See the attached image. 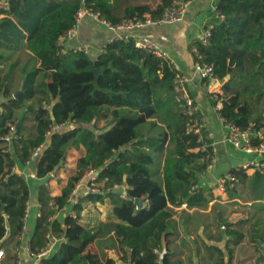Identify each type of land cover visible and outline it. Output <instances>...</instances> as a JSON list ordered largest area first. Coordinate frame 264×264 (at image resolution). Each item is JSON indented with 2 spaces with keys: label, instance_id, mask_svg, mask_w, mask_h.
<instances>
[{
  "label": "trees",
  "instance_id": "1",
  "mask_svg": "<svg viewBox=\"0 0 264 264\" xmlns=\"http://www.w3.org/2000/svg\"><path fill=\"white\" fill-rule=\"evenodd\" d=\"M123 1L128 0H0V250L7 255L0 264H17L11 253L20 247L31 199L25 178L11 170L25 165L32 151L44 144L35 163L37 177L47 182L52 174L60 175L70 151L84 149L85 155L77 160L76 172L60 196H52L47 184L40 187L41 215L30 250L35 256L45 250L48 234L64 240L40 264H183L172 248L177 234L169 222L172 207L195 209L196 221L209 198L207 185L201 183L205 154L199 150L202 142L193 126L198 115H188L177 70L132 40H112L95 61L92 55L59 53L60 38L73 28L83 8L119 24L125 18L159 19L174 3L188 0H161L156 7L130 4L120 16L115 8ZM216 11L224 18L211 29L207 44L195 43L202 61L213 65L215 78L224 82L223 95L213 105L222 102L219 114L228 124L264 125V0H218ZM101 121L106 123L103 129L98 126ZM69 123L72 128L47 139L53 125ZM13 125L15 138L7 143L2 137ZM89 170L98 173L96 183L103 188L73 205L76 217H56L69 207L70 197ZM232 173L237 182L227 188L229 199L264 202V174L248 176L237 169ZM197 184L202 188L192 192ZM115 185L127 188L126 199L121 190H113ZM107 202L110 229L121 252L118 260L90 251L104 229L84 216L85 205ZM184 217L188 234L198 235L201 223L190 224L187 211ZM215 220V234L208 232L211 224L203 222L204 237L217 243L228 238L226 249L232 258L230 247L245 239L238 227L248 221L231 223L221 212ZM188 224L194 226L193 233ZM198 239L215 256L214 264H227L224 249ZM249 242H264L262 222L254 225ZM257 264H264V255Z\"/></svg>",
  "mask_w": 264,
  "mask_h": 264
},
{
  "label": "crops",
  "instance_id": "2",
  "mask_svg": "<svg viewBox=\"0 0 264 264\" xmlns=\"http://www.w3.org/2000/svg\"><path fill=\"white\" fill-rule=\"evenodd\" d=\"M217 2L218 0H197L193 2L188 9L186 18L183 22L163 27H148L139 32L140 35L159 43L170 52L171 59L173 63H175V65L179 68L181 74L189 78L190 93L199 106L200 113L202 114L203 118L206 119L210 130H212L215 134L213 143L215 144V148L217 150L216 164L214 169L203 178V184L204 182H207L206 195L209 198V204L207 208L199 209L203 216L211 215L212 217H216V215L221 212L218 211L216 214L214 211L215 208H219V210L227 209L224 205L232 202V200L229 199L228 193L223 192L220 188V179L226 174L232 172L234 169H239V167L244 162L253 158L250 155L237 150L231 143L226 141V129L221 123V116L219 114V110L222 108V102L219 101L217 105H213V100L218 98V96L223 95V83L216 80L203 81L194 72V64L196 60L193 50L196 47L195 43L197 41H202L204 32L217 25L221 18L219 12L216 11ZM123 14L124 12L120 16H123ZM119 35H121V32L109 31L105 26L87 18L81 23L77 37L71 40L69 45L75 47L79 44L88 43L92 47L93 56H98L103 52L106 45L112 40L116 39ZM66 127L67 129H70L73 127V125L69 123L64 128ZM80 152L82 154L77 158V160L85 155L84 149L80 150ZM15 170V173L24 177L29 184L31 199L27 207L28 214L27 217H25V229L19 238L20 247H18L16 251L12 252L11 254L17 257V264H40V261L43 257L38 259L37 256H33L31 254L30 250V242L34 232L35 223L41 215V204L39 202L40 187L43 184H47L51 189L52 196L56 197L62 194V190L67 182L61 173L58 177L48 182L46 179H39L37 177L36 163H32L30 165L19 164L15 167ZM254 173L255 172L253 171L247 172L248 176H252ZM61 178H63V180H61ZM83 197L84 196H82V198ZM77 198H79V196H77ZM73 205L74 203H70L69 207L56 217L64 218L67 215H71L74 212ZM246 205L248 207L260 205L262 207L260 208L262 210V212H260L261 216H264V202L246 203ZM172 208V222L169 221L171 227L174 228V231H177V229L181 231L182 229V231L187 232L183 213L187 211L192 217L195 213V209H188L187 205H183L179 208ZM251 209L252 208H247L248 215L245 219L235 218V215H233L234 218H230L228 221L231 223L248 221L250 219L249 214H252L250 213ZM56 217H51L50 220H54ZM228 217L230 216L225 218L227 219ZM181 218H183L182 223ZM192 222H195L193 217L189 223L193 224ZM174 223H177V225H174ZM248 223L249 222L241 227H238L239 230L245 234V239L241 241L240 244L230 247V249L233 250L232 258L229 257L228 251L226 249V240L228 238H226L222 243L207 240L204 237V226L203 222H201V228L199 229L198 235H189L187 232V240L184 242L187 247L184 244L177 242L179 243L180 250H177L176 248L175 249L178 252L179 259L183 262V264H214L215 256L206 252V250L203 248L201 240L198 239V236H200L209 245L218 246L224 249L227 264H257V261L261 255H264L263 249L261 247L262 242L258 245L249 242L248 236L249 233H251L255 222L252 224V227L248 226ZM190 224H188V226H190V230H192L193 225ZM213 227H215V225L211 224V228L208 230V232L210 231L215 234L216 232L213 230ZM63 241V239L55 238L51 251L46 256H50L56 249H58ZM172 248H174L173 245ZM10 249L12 250L11 247L9 248V251ZM116 250L117 251L114 255L108 257L118 260L121 256V252L119 251L118 247ZM0 251L6 252L5 249ZM97 254L99 255V253ZM4 258H7L6 254H4V257L1 260H4Z\"/></svg>",
  "mask_w": 264,
  "mask_h": 264
},
{
  "label": "built area",
  "instance_id": "3",
  "mask_svg": "<svg viewBox=\"0 0 264 264\" xmlns=\"http://www.w3.org/2000/svg\"><path fill=\"white\" fill-rule=\"evenodd\" d=\"M195 1L197 0L176 2L171 7L167 8L164 15L159 19H153L150 16H147L146 18L143 19L137 17L125 18L119 24H113L112 22L104 18L100 12H96L92 8H83L78 12L76 17V23L73 26V28H71L65 35H63L60 38L61 48L59 50V53L68 54L70 51H72L74 53H82L93 56L92 47L88 43L79 44L75 47L69 45V42L77 37L81 23L88 18L105 26L109 31L121 32V35H119L116 39L125 40V41L132 40L134 41L136 47L148 51L149 53L153 54L159 59L169 61L178 72L176 78L179 86V92L181 94L182 99L185 100L186 102L188 115L191 117H195L196 115H198L194 119L193 126L195 133L199 135L200 140L202 142L199 150L205 154L204 160L206 162V168L202 172L201 183L202 185H206L207 182H204L203 184L204 181L203 178L206 177L214 169L216 164L217 150L215 148V144L213 143V140L215 139V134L212 130H210L206 119L203 118V116L199 115L200 114L199 106L195 102L194 98L191 96L189 90L190 80L189 78L182 75L181 72L179 71V68L175 65V63H173L170 52L166 48L161 46L159 43L139 34L141 30L148 27H163V26L174 25L183 22L184 19L186 18L188 9ZM221 18L224 17L221 16ZM210 36H211V29L206 30L203 34L202 41L205 44H207ZM193 51L195 55H197L198 57V60L194 64V72L203 81H209V80L218 81L214 75V66L202 61V57L197 47H195ZM44 107L49 111L52 110V106L49 104L44 103ZM2 111L3 108L0 106V112ZM221 123L223 124V127L226 129V141L231 143L237 150H240L253 157L250 160L244 162L237 170L244 171L246 173L249 171H253L264 174V125H261L257 122H251L246 127H241L236 124L226 123V121L222 117H221ZM64 127L65 126L63 125L62 126L53 125L46 133L47 139H49L52 136V134L62 130ZM16 131H17V126L16 125L11 126L9 133L4 135L2 137V140H4L7 143H11L13 138H15ZM46 145L47 144L41 145L40 147L33 150L30 159L26 164L30 165L32 163H35L42 155V152L45 149ZM9 151L10 149L7 150V152ZM15 171H16L15 168L11 170L12 173H15ZM51 177L52 179H55L56 175L52 174ZM97 179H98V173L96 171L94 170L87 171L86 174L81 179V181L79 182V184L76 186V189L74 190L72 196L69 199V203L77 204L79 202V198H77L79 187L82 186L85 187L84 196L88 195L89 193L100 192V189L97 190L95 188V183ZM235 182H237V178L234 176L232 172H230L229 174H226L220 179L219 186L223 192L228 193L227 188L231 189ZM202 185L197 184L193 186L192 192L199 191L202 188ZM113 190H121L122 198L124 199L127 198L126 195L127 188L125 186L115 185L113 187ZM27 214L28 213H26V217ZM71 216L76 217V213L73 212ZM222 228L225 229V227ZM47 238H48L47 247L37 256L38 259L45 257L51 251L55 237H53L51 234H48ZM155 252L158 253V250H155ZM31 254L34 256L32 252ZM3 257H4V251H0V260Z\"/></svg>",
  "mask_w": 264,
  "mask_h": 264
},
{
  "label": "rangeland",
  "instance_id": "4",
  "mask_svg": "<svg viewBox=\"0 0 264 264\" xmlns=\"http://www.w3.org/2000/svg\"><path fill=\"white\" fill-rule=\"evenodd\" d=\"M160 1L161 0H128V1H123L119 4H117V6L115 8V12H116V14L121 15L124 12L125 7H127L130 4H150L153 7H156L160 3ZM98 126H99V129H103L106 126V123L104 121H101ZM81 154L82 153L80 151H77V150L76 151L72 150L68 154V156L66 158V165L64 166L63 170H61V172H60L62 174V176L64 177L66 182L70 176L75 174L76 163H77L76 160ZM61 180H63V178H61ZM95 188L97 190H99V189L101 190L103 188V184L102 183H100V184L95 183ZM84 189H85V187H83V186L79 187V190H78L79 192L77 195V196H79V200L82 198V196H84ZM238 201H240V200H232L231 203L224 205V206H226L225 208H227V209L219 210V208L217 207L218 209L215 208L214 211L216 214L218 213V211H221L225 217L230 216L227 218L228 220L230 218L232 219L234 217L245 219L248 215L247 214V212H248L247 208H252L250 210V213H252V214H249L250 219L248 220V222H249L248 226L252 227V224L254 222H255V224L256 223L260 224L261 222L262 223L264 222V216L263 215L261 216V213H260V212H262V210L260 209L262 207L260 205L248 207L243 201H240V202H238ZM214 211H212V212H214ZM110 212H111V205L109 202L105 203L104 205H102V204H97V205L87 204V205H85V210L83 212L84 216L89 217V219L92 221L93 225H95V226H102L103 225L104 230L100 236V239L97 240L90 247L91 252L99 253V255L101 257L114 255L117 251L116 250L117 245H116V242L114 240L113 233L110 229V224H111V220H109ZM233 215H235V216L233 217ZM261 217H263V218H261ZM61 219H63V217ZM182 221H183V218H181V223H182ZM204 221L207 223L213 224V225L216 222L215 217H212L211 215H205V216L202 215L199 217V219H197L195 222H192V223L194 226L195 225L197 226L201 222H204ZM174 225H177V223H174ZM194 226L192 227V230H191L192 233H193ZM222 229L223 228L221 227V230ZM213 230L215 232L217 231L216 226L213 227ZM186 235H188L187 232L182 231V229H181V231L179 229H177V234H175L172 237L174 248H176L177 250H180L179 243H177V242H180V244L185 245L184 242H186V240H187ZM248 239H249V236H248ZM247 243H248V241H247Z\"/></svg>",
  "mask_w": 264,
  "mask_h": 264
},
{
  "label": "water",
  "instance_id": "5",
  "mask_svg": "<svg viewBox=\"0 0 264 264\" xmlns=\"http://www.w3.org/2000/svg\"><path fill=\"white\" fill-rule=\"evenodd\" d=\"M97 57H98V56H92V60L95 61V60L97 59ZM96 74L99 75L100 72H99L98 70H96ZM221 83H224V82L222 81ZM19 95H20V92H18V94L16 95V98H18ZM109 129H110V128H109ZM109 129H108V130H109ZM136 203L139 205V207H141L142 204H143L141 200L136 201ZM261 247H262V249H263V253H264V242L261 243Z\"/></svg>",
  "mask_w": 264,
  "mask_h": 264
}]
</instances>
